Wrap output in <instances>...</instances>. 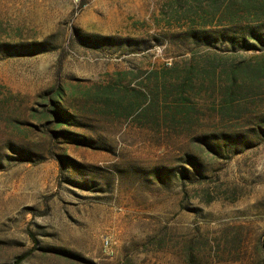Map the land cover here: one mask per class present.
<instances>
[{
    "label": "rangeland",
    "instance_id": "1",
    "mask_svg": "<svg viewBox=\"0 0 264 264\" xmlns=\"http://www.w3.org/2000/svg\"><path fill=\"white\" fill-rule=\"evenodd\" d=\"M254 11L0 0V264H264Z\"/></svg>",
    "mask_w": 264,
    "mask_h": 264
},
{
    "label": "trees",
    "instance_id": "2",
    "mask_svg": "<svg viewBox=\"0 0 264 264\" xmlns=\"http://www.w3.org/2000/svg\"><path fill=\"white\" fill-rule=\"evenodd\" d=\"M195 1H202V0H195ZM209 4L211 7V10H215V12H217L218 10H242V8H245V10H255L254 12H251L249 14V19H252V17L250 16L252 14V16L254 15L255 19H262L261 17V13L259 11H263L264 10V2H261L260 0H209ZM215 15V14H214ZM263 21V20H261ZM232 25H236L235 22H231ZM228 34L222 36V37H226L227 39H229V44L231 47H237L238 45H241L243 48H245V50L248 49H255L257 48V46L260 48L264 47V28L261 29V32H259L257 29H250L247 31V33L253 37L258 45L256 46V44H247V40H249V37L246 35V32L244 30H241V28H236V26L230 28V32H226ZM199 42H202L206 45H210L211 44V37H206L204 36L202 33L200 36H198ZM167 70V69H166ZM175 68H170L167 71H175ZM194 70V68H190L188 71L192 72ZM237 70V69H236ZM236 70H231L230 73V78L232 80V86L234 85V82L237 80L236 76H237V71ZM233 92V90H231V93ZM152 92H145L144 94V99L143 100H138V102L136 101L134 104H132V106L128 105L127 108H129V112H131L132 110L136 108H138L141 104L142 109H141V113L145 112L147 110H150L152 107L154 108L156 102H154V99L151 96ZM232 95V94H231ZM103 107L107 110H109V112L111 113H115V114H119L122 108V105L120 103L119 99H116L113 95L111 94H107L106 96H104L103 100ZM147 104V106H146ZM126 108V109H127ZM134 108V109H133ZM125 109V108H124ZM59 112V111H58ZM140 113V114H141ZM60 115V117L63 119V121H68L69 119V114H62L61 112L58 113ZM80 143L81 141L83 142V140H78ZM85 143V142H83ZM31 159V158H26Z\"/></svg>",
    "mask_w": 264,
    "mask_h": 264
}]
</instances>
